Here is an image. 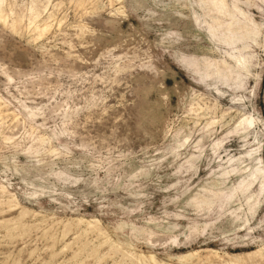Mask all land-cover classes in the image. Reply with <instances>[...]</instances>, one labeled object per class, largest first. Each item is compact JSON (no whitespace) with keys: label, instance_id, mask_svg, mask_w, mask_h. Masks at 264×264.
<instances>
[{"label":"rangeland","instance_id":"obj_1","mask_svg":"<svg viewBox=\"0 0 264 264\" xmlns=\"http://www.w3.org/2000/svg\"><path fill=\"white\" fill-rule=\"evenodd\" d=\"M0 264H264V0H0Z\"/></svg>","mask_w":264,"mask_h":264}]
</instances>
